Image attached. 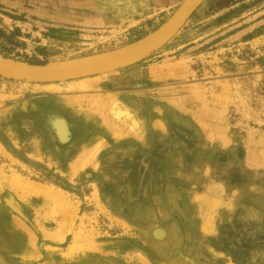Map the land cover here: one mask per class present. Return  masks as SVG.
<instances>
[{
    "label": "rangeland",
    "instance_id": "rangeland-1",
    "mask_svg": "<svg viewBox=\"0 0 264 264\" xmlns=\"http://www.w3.org/2000/svg\"><path fill=\"white\" fill-rule=\"evenodd\" d=\"M71 1L0 0V26L26 23L0 31V55L72 63L160 28L125 31ZM237 3L202 0L134 67L50 89L89 119L58 124V149L90 148L72 172L0 148V264H264V0ZM32 84L0 76V109Z\"/></svg>",
    "mask_w": 264,
    "mask_h": 264
},
{
    "label": "crops",
    "instance_id": "crops-1",
    "mask_svg": "<svg viewBox=\"0 0 264 264\" xmlns=\"http://www.w3.org/2000/svg\"><path fill=\"white\" fill-rule=\"evenodd\" d=\"M185 0H72L65 9L78 8L85 13L91 14L90 17L100 19H115L123 22H132L125 31L133 29H148L151 25L161 27L182 5ZM204 1V0H203ZM240 1V2H239ZM255 0H238L236 6L241 3H249ZM233 7H223L217 12L224 15ZM16 26H0V31L9 35L15 28L21 27L22 23ZM13 25V24H11ZM228 24H224L227 26ZM158 27V28H159ZM35 32L31 39L35 38ZM41 39V37H39ZM27 41H29L27 39ZM30 42V41H29ZM35 47H41L44 50L46 44L43 41L35 43ZM49 51V49L47 48ZM46 51V50H44ZM112 54V53H111ZM109 55V54H105ZM103 55V56H105ZM3 57L4 55H0ZM42 58L41 56H38ZM3 58H7L6 56ZM19 62V61H18ZM21 63L30 65H48V63L25 62ZM49 65H54L49 64ZM137 65V64H136ZM127 68L111 72L122 73ZM120 76H111L108 80H101L104 86L118 84V82L126 81V74ZM128 79V78H127ZM70 81V80H69ZM55 84L35 83L32 84L31 92L34 94L28 95L26 98L16 101L0 109V148L9 156L16 158L24 164L39 165L41 167L61 166L62 170L67 172L73 171V166L80 160H83L84 155L90 148V139L87 137L85 141H81V146L73 150V146L62 147L58 149L57 141L54 133L58 124L68 120L79 119L78 121L85 125L89 120L85 112H79L77 106L73 104V99L69 95L60 92H53L50 89H55ZM51 91V92H50ZM70 97V98H69ZM81 115L80 118L77 115ZM58 122V123H57ZM48 132L51 137L47 142L44 140V132ZM6 136V137H5ZM55 140V141H54ZM54 143V145H53ZM42 170V169H41ZM224 215L230 216L229 210H225Z\"/></svg>",
    "mask_w": 264,
    "mask_h": 264
},
{
    "label": "water",
    "instance_id": "water-1",
    "mask_svg": "<svg viewBox=\"0 0 264 264\" xmlns=\"http://www.w3.org/2000/svg\"><path fill=\"white\" fill-rule=\"evenodd\" d=\"M202 0H185L153 34L122 51L103 57L65 64L30 65L0 56V76L30 83H58L115 72L146 59L168 42Z\"/></svg>",
    "mask_w": 264,
    "mask_h": 264
},
{
    "label": "bare ground",
    "instance_id": "bare-ground-1",
    "mask_svg": "<svg viewBox=\"0 0 264 264\" xmlns=\"http://www.w3.org/2000/svg\"><path fill=\"white\" fill-rule=\"evenodd\" d=\"M119 52V51H118ZM116 53V52H115ZM70 98V97H69ZM72 98V97H71ZM95 108V107H94ZM58 123V122H57Z\"/></svg>",
    "mask_w": 264,
    "mask_h": 264
}]
</instances>
